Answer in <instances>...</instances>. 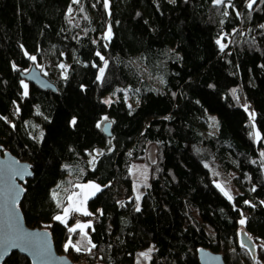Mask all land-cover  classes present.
I'll list each match as a JSON object with an SVG mask.
<instances>
[{
    "label": "trees",
    "instance_id": "trees-1",
    "mask_svg": "<svg viewBox=\"0 0 264 264\" xmlns=\"http://www.w3.org/2000/svg\"><path fill=\"white\" fill-rule=\"evenodd\" d=\"M248 3L0 0V146L32 165L20 208L59 254L76 264H199L207 248L226 264H264V2ZM33 67L57 93L22 79ZM152 147L138 206L131 168ZM228 181L231 200L217 187ZM86 183L101 188L80 217L90 224L70 232L76 216L54 217ZM4 264L30 262L13 253Z\"/></svg>",
    "mask_w": 264,
    "mask_h": 264
},
{
    "label": "water",
    "instance_id": "water-1",
    "mask_svg": "<svg viewBox=\"0 0 264 264\" xmlns=\"http://www.w3.org/2000/svg\"><path fill=\"white\" fill-rule=\"evenodd\" d=\"M22 79L43 92H58L57 88L35 67L28 74L24 75ZM109 128L110 125H106L104 132L110 137L111 133ZM20 169H27L30 175H24L23 177L15 175ZM33 178L34 173L30 163L20 161L16 156L8 151H4L2 146H0V241H3L7 235H10L11 225L18 223L25 233H39L40 236L35 241V244L46 247L50 252L44 258H37L31 251L25 250L23 245L20 247H10L7 253H3V249L0 248V264H4L13 253H18L25 257L29 260L30 264H76L67 256L58 253L49 230L33 228L27 225L20 205L26 193L25 186ZM12 186H14L16 192L14 202L10 194ZM244 244L250 249L252 259L255 262L256 252L253 251L255 248L254 241L245 239ZM198 260L199 264H226L222 254L214 253L207 248L198 249Z\"/></svg>",
    "mask_w": 264,
    "mask_h": 264
},
{
    "label": "snow or ice",
    "instance_id": "snow-or-ice-1",
    "mask_svg": "<svg viewBox=\"0 0 264 264\" xmlns=\"http://www.w3.org/2000/svg\"><path fill=\"white\" fill-rule=\"evenodd\" d=\"M80 0H72V3L74 4H79ZM257 0H249V3L247 4L248 9H252L253 5L256 4ZM262 2H264V0H262ZM215 5L220 6V5H226L228 7H232L231 5V0H214ZM104 6L105 8L108 7V0H104ZM69 14H71L72 12V8L71 6L68 9ZM229 13L227 11H225L223 13V15L227 16ZM237 15L239 16L240 13L237 12ZM261 27H264V25H262ZM111 33V29H108V34L105 36V39L108 38V36H110ZM217 44L220 45L221 50H223L226 45L221 43V41L218 39L217 40ZM97 55H100L99 52L97 53ZM101 60H104V57L101 56L100 57ZM29 59L35 61V57L34 56H30ZM107 61L104 62V66L101 67L99 69V75L97 77L98 80H102L104 77V71L105 68H107ZM60 67L63 69L65 68V65L61 64ZM22 86L24 88V95L27 96L28 92H27V85L23 84L22 82ZM119 91V90H118ZM125 95H127V92H125ZM105 103H110V101H105ZM245 110L247 111V108H245ZM0 119H3V117H0ZM104 119H107V117H105ZM73 124L76 123L75 120L72 121ZM99 127V125H97ZM42 135V134H41ZM256 138L259 140V133L257 132L256 134ZM261 156L264 157V152H261ZM15 175H20L21 177H23L24 175H30V173L27 172V169H20L18 170ZM82 188H91L94 189L96 191H99V186L94 185V184H90V185H84V186H80ZM217 187L220 188L221 192L229 199H233V197L231 196V194L224 189V187L220 184H217ZM255 189H253L254 191ZM10 194L12 197V200L14 202L15 200V195L16 192L14 190V186H12V188L10 189ZM55 193L53 194V198H55ZM74 196H82V199L79 200H74L73 197H69L70 201H73L68 207L64 208V216L66 217L68 215V213L70 211H77V212H81L83 215H89V213L86 211V209L83 207L84 205V201H86L87 194L86 193H81V194H74ZM139 199V197H137V200ZM247 203V202H246ZM137 211H139V207L137 206ZM54 219L64 222V217L62 216H55ZM239 223L241 225L245 224V220L241 219L239 221ZM89 227V225L87 224H79L77 223L75 228H70L69 231L70 232H75L76 228H79L81 231V234H84L83 230L85 228ZM40 236L39 233H25L23 231V229L19 226L18 223H14L11 225L10 228V235H7L3 241H0V248L3 249V253H7L8 249L10 247H20L21 245L24 246L25 250L31 251V253L36 256L37 258H44L46 256H48L50 254L49 249H47L44 246H37L35 244V241L37 240V238ZM88 243H91V241L89 240ZM73 246L71 244V241H69L68 243L65 244V251H67L68 247ZM242 247L244 246L243 244L241 245ZM92 247H95V245H92ZM76 251H79V247H75ZM151 251V249L149 250V252ZM141 256H144L147 258L148 253H141Z\"/></svg>",
    "mask_w": 264,
    "mask_h": 264
},
{
    "label": "rangeland",
    "instance_id": "rangeland-1",
    "mask_svg": "<svg viewBox=\"0 0 264 264\" xmlns=\"http://www.w3.org/2000/svg\"><path fill=\"white\" fill-rule=\"evenodd\" d=\"M109 28L111 29L110 26L108 27V29ZM108 29H107L106 35L108 34ZM111 36H112V31L110 33V36H108L107 39H110ZM60 65H59V68L61 70L62 75H63V77H66L67 72L70 68V65L63 64V65H65V68H63V69L60 67ZM43 73L45 75H47L46 72H43ZM119 98H120L119 94L108 95L104 101H110V103H106L107 105H109L113 101L118 100ZM63 113H65V112L60 109V111L58 112L57 118L55 119V124H56L55 130H57V128L60 125L59 117H60V114H63ZM248 113H249V116L251 119L253 117V112L248 110ZM257 132H258L257 128L254 126V134H256ZM255 137H256V135H255ZM103 152H104L103 149H99L96 153H94V155H91L90 165H93L95 163V160L98 158V156H100ZM262 152H263V150H262ZM154 162H155V148L152 147L150 150L149 156H148V160L142 164H135L131 168L136 200H137V197H139V199L137 200L138 206H140L143 196L146 194L148 188L150 187V165ZM220 185H222L224 187V189L227 190L231 194L232 197H235L238 194L237 191L233 190L230 187L229 181L225 182L223 184H220ZM257 264H261V263H257Z\"/></svg>",
    "mask_w": 264,
    "mask_h": 264
},
{
    "label": "crops",
    "instance_id": "crops-1",
    "mask_svg": "<svg viewBox=\"0 0 264 264\" xmlns=\"http://www.w3.org/2000/svg\"><path fill=\"white\" fill-rule=\"evenodd\" d=\"M90 184H94V183H86V184H83V185H80V186L90 185ZM94 185H96V184H94ZM80 186L78 187V189L76 190V192H75L74 194H81V193H86V194H87V197H88V198L86 199V201H84V205H83V207H84V208L86 209V211L89 213V211H88V201H89L91 198H93V197H94V196H95V195L101 190V188L99 187V191H96V190L91 189V188H82V187H80ZM97 186H98V185H97ZM74 194L71 196V197H73L74 200L82 199V196H74ZM72 202H73V201H70V200H69V204H68V206H69ZM68 206H67V207H68ZM60 216L64 217V223H68L72 216H76V217H77V218L74 219V221H73V225H72L70 228H75L76 225H77V223H79V224H87V225L90 224V222H88V223H82L80 217H82V216H88V215H83L81 212L70 211L66 217L64 216V213H63L62 215H60ZM86 229H87V228H85L83 231H86ZM76 230H80V229H79V228H76Z\"/></svg>",
    "mask_w": 264,
    "mask_h": 264
}]
</instances>
